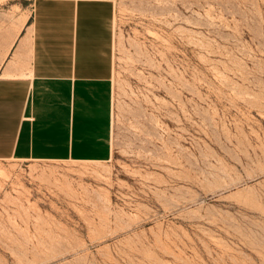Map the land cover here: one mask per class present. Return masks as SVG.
<instances>
[{
    "label": "rangeland",
    "instance_id": "obj_1",
    "mask_svg": "<svg viewBox=\"0 0 264 264\" xmlns=\"http://www.w3.org/2000/svg\"><path fill=\"white\" fill-rule=\"evenodd\" d=\"M114 3L112 156L0 160V264H264V0Z\"/></svg>",
    "mask_w": 264,
    "mask_h": 264
},
{
    "label": "crops",
    "instance_id": "obj_2",
    "mask_svg": "<svg viewBox=\"0 0 264 264\" xmlns=\"http://www.w3.org/2000/svg\"><path fill=\"white\" fill-rule=\"evenodd\" d=\"M114 0H35L0 21V160L112 156Z\"/></svg>",
    "mask_w": 264,
    "mask_h": 264
},
{
    "label": "bare ground",
    "instance_id": "obj_3",
    "mask_svg": "<svg viewBox=\"0 0 264 264\" xmlns=\"http://www.w3.org/2000/svg\"><path fill=\"white\" fill-rule=\"evenodd\" d=\"M248 178H252V177H245L244 179L243 178L233 179L230 182H228V185L225 187V189L234 188L237 185L241 184L242 182H248ZM222 186H224V185H222Z\"/></svg>",
    "mask_w": 264,
    "mask_h": 264
}]
</instances>
